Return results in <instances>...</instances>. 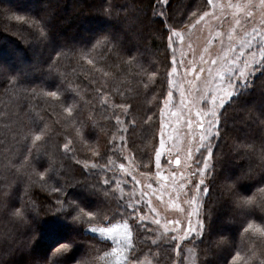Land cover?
Returning <instances> with one entry per match:
<instances>
[{
  "label": "trees",
  "instance_id": "16d2710c",
  "mask_svg": "<svg viewBox=\"0 0 264 264\" xmlns=\"http://www.w3.org/2000/svg\"><path fill=\"white\" fill-rule=\"evenodd\" d=\"M150 3L155 0H0V65L10 64L0 73V264H26L35 258V244L44 249L40 264H47L58 245L70 241L58 264H101L91 256L110 243L85 227L98 213L109 221L121 217L114 184L103 183L111 139L124 131L116 117L127 109L126 141L146 159L168 79L169 32L159 31L162 18L151 15ZM170 7L173 18L166 23L179 29L208 5L171 0ZM17 52L22 68H15ZM73 103L76 110L69 112ZM220 131L204 207L210 233L197 243L198 264H228L237 251L239 264H260L264 75L224 107ZM84 163L104 169L88 171ZM244 198L251 202H239ZM68 230L73 239L66 238Z\"/></svg>",
  "mask_w": 264,
  "mask_h": 264
},
{
  "label": "rangeland",
  "instance_id": "374dc122",
  "mask_svg": "<svg viewBox=\"0 0 264 264\" xmlns=\"http://www.w3.org/2000/svg\"><path fill=\"white\" fill-rule=\"evenodd\" d=\"M16 2L19 3L20 0H16ZM205 13L208 15L205 16ZM249 13L252 14L251 23L246 21ZM262 15H264V8L260 6L259 0H251V5L248 4V0H215L212 6L208 5L207 9L199 15L190 16V22L186 21L185 25L176 29L175 43H171L168 34L166 40L170 64L167 72L168 79L162 97L158 101V112L152 119L154 130L146 159H143L136 149L126 141L124 134L126 129L123 127L126 109H120L119 117L116 115L119 118L117 120L116 117L117 128L124 131L121 135L111 139V142L115 141L112 144L113 156L109 158L105 169L108 170L107 180L114 184V192L121 204V217L108 223H96L97 215L100 216L98 213L95 215V223H91L85 228L88 235L99 240L108 241L105 235L99 232L91 233L87 229L111 226L116 235L122 236L126 222L130 225L135 224L133 221H128V217L132 213H124L123 206L141 200L136 212V221H139L142 215H146L148 219L143 226H133L132 228L133 233H136H134L135 251L127 256L128 264L199 263L197 243L188 239L179 244L172 243L169 247L170 237L165 229L171 230L174 227L172 223H169L170 221L180 220L186 225L188 213L196 211L190 204L192 195L196 193V182L205 179V186L209 187L208 181L213 179L211 176L199 175L197 164L193 163V158L190 157V153L197 152L198 146L203 147L200 141L201 130L196 126L197 123L203 122L205 126L207 124L201 110L207 111L208 109L200 97L205 95L210 88L216 87L213 77L227 67L223 58L231 55L230 49L233 45L241 44L246 31L251 32L252 27H259ZM237 21L240 23L237 24ZM214 60L216 61L215 66H213ZM5 64L6 67L10 66L9 63ZM15 64V68H22L24 65L20 61L18 52L15 55ZM242 65L243 61H241ZM201 69L203 72L200 71ZM209 71H211V75ZM76 107L77 104H70L69 112H74ZM197 112H201V115L198 116ZM220 118L221 113L219 120ZM215 122L213 120V123ZM161 132H163L165 144L160 164L157 165L155 151L161 146ZM217 139L213 138L212 147L214 149ZM204 154H207L206 148ZM175 158H178L179 163L174 164ZM196 158L200 159V167H203L202 159ZM211 159L215 162L216 170V157L213 155ZM110 161L115 163L110 164ZM170 161H172L171 164ZM85 164L89 165V167H84L88 171L104 169L98 166L92 167L95 165L94 163ZM121 164L124 165L123 169L120 168ZM193 173L197 174L194 176ZM206 195L202 190L199 192L201 197L199 203L203 208V213ZM149 208L155 209V211H149ZM86 218L89 217L86 216ZM155 221L159 223L157 224ZM208 226L207 223L206 234L210 233ZM172 235L179 240V237L184 233L172 232ZM66 236L68 239H73L69 230ZM162 237L164 238L162 239ZM145 240L147 243H144ZM153 241L157 243L153 245ZM42 243L44 242L42 241ZM112 247L113 245L110 243V248L104 252L103 250L95 251L91 256L92 263L98 259L101 264H124L125 257L121 256L120 261L117 262L116 254L111 253ZM34 248L33 256L41 258L42 252L40 251L44 249L42 247L37 249L36 244ZM106 253L108 255H105ZM164 253H168L165 260ZM82 258L86 259L84 256Z\"/></svg>",
  "mask_w": 264,
  "mask_h": 264
},
{
  "label": "snow or ice",
  "instance_id": "6c2138e0",
  "mask_svg": "<svg viewBox=\"0 0 264 264\" xmlns=\"http://www.w3.org/2000/svg\"><path fill=\"white\" fill-rule=\"evenodd\" d=\"M215 0H207V4L212 6ZM171 0H155V3H150L149 7L151 8V15L153 17H161V23L163 27L159 29L160 32L168 31L169 32V40L171 43H175L174 37L176 33V26L173 24L166 23L173 18L172 12L173 10L170 7ZM248 4L251 5V0H248ZM259 4L262 8H264V0H259ZM113 5H110V10ZM191 15H196L195 13ZM208 13H205L207 16ZM251 13L248 14L246 17V21L251 23ZM17 20H24V17L17 16L15 17ZM135 23V21H132ZM237 24L240 21L236 22ZM99 42V41H98ZM105 43L107 45L108 40L107 37L105 38ZM95 47V46H94ZM238 48V51H237ZM247 49V51H245ZM118 50V44L110 46L109 55L111 52H115ZM231 55L225 56L224 64L227 65L226 68L222 69L216 76L213 77V83L216 85L214 88H210L205 95L200 97V100L203 102L204 105L207 106V111L201 110L205 119L207 120V124L203 122L197 123V127L201 130L200 141L203 147H199L196 153H190V157L193 158V163L197 164V173L201 176H215V162L212 161V157L214 155V148L212 147L213 138H219L221 136L220 131V120L219 114L223 111L224 107L231 103L233 100L237 99L243 92L249 90L253 83L255 76L257 74L264 75V15L261 17L259 27H252L251 32L244 33V39L239 46L233 45L230 49ZM241 61H243V65L241 66ZM89 63H93V61H89ZM216 61H213V66H215ZM9 71L5 66L0 65V73ZM203 72V69L200 70ZM211 75V71H209ZM155 75V74H153ZM199 75V73H196ZM19 82V81H17ZM50 96H56V92L49 93ZM210 97V99H209ZM127 111V109H126ZM201 112H197V115H201ZM163 115V113H162ZM117 120L119 118L117 117ZM213 120L216 122L213 123ZM215 128V131L213 129ZM36 140L40 139V136L35 137ZM205 142H207L205 144ZM218 143V139L215 141ZM112 144L115 141L110 142ZM161 146L156 148L155 155H156V162L157 165L160 164L161 156H162V149L165 144V140L163 139V132H161ZM65 151L71 150V143H66L63 145ZM206 148L207 154H204V149ZM95 155V154H94ZM203 161V167H200V159ZM110 164H114V161H110ZM170 164L172 161L169 162ZM175 163H179V160H176ZM98 165H92V167H97ZM84 167H89V165L85 164ZM120 168L123 169L124 165L121 164ZM197 173H193L195 176ZM159 175V173H157ZM42 175V174H41ZM105 185L109 183L107 179L103 181ZM210 183V181H208ZM206 181L205 179H201L196 182V193L192 195V200L190 204L192 207L196 209L195 213L189 212L187 216L186 225L184 222L177 220V221H170L174 227L169 230L165 229V232L168 233L170 237L169 240V247L172 243L179 244L180 242H186L188 239L193 240L195 243H199L201 239L206 235L207 232V222L204 218L203 208L199 201L201 197L199 196V192L202 190L203 193L208 194L210 189L209 187L205 186ZM59 190H56L58 194ZM146 195V194H142ZM225 195H231L230 192H226ZM244 204H248L251 202V198H244L242 201H239ZM75 203V202H73ZM141 204V200H137L135 203H129L123 206V212H131L132 215L128 217V221L135 222L134 225H130L128 222L125 223L124 226V235L118 236L114 233L113 228L109 227H91L87 229V231L91 233L99 232L102 235L107 237L109 243L113 245L111 249L112 254H116L117 262L120 261L121 256H124V264H128L127 256L130 255L132 252L135 251V235L133 233V226H143L145 221L148 219L146 215H142L139 221H136V212ZM17 214L19 210L17 209ZM149 211L154 212L155 209L149 208ZM87 216L90 218L93 217L92 212H88ZM97 219H100L103 223H108V217H100L97 215ZM72 221L74 223H79L78 217H72ZM90 222V221H89ZM155 223H159L155 221ZM251 227V224H249ZM172 232H183L184 235L179 237V240L176 236L172 235ZM164 237H162L163 239ZM74 241L60 243L58 247L53 251L51 257L48 258L47 264H58L57 258L63 255L64 253L68 252L69 249L72 247V243ZM147 243V240L144 241ZM153 245L157 242L153 241ZM105 255H108L107 253ZM254 255V254H253ZM241 256L240 251H237L234 256H232L231 260L228 261V264H239L238 257ZM40 258H32L26 261V264H40ZM247 264V262H245ZM260 264H264V260L260 261Z\"/></svg>",
  "mask_w": 264,
  "mask_h": 264
},
{
  "label": "water",
  "instance_id": "95a60500",
  "mask_svg": "<svg viewBox=\"0 0 264 264\" xmlns=\"http://www.w3.org/2000/svg\"><path fill=\"white\" fill-rule=\"evenodd\" d=\"M176 160H178V158H175V159H174V164H177V163H175Z\"/></svg>",
  "mask_w": 264,
  "mask_h": 264
}]
</instances>
